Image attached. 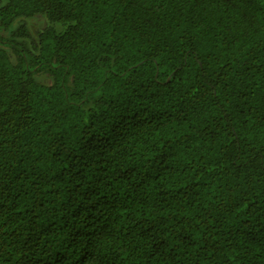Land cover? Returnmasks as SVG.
<instances>
[{
    "label": "trees",
    "instance_id": "obj_1",
    "mask_svg": "<svg viewBox=\"0 0 264 264\" xmlns=\"http://www.w3.org/2000/svg\"><path fill=\"white\" fill-rule=\"evenodd\" d=\"M0 264H264V0H0Z\"/></svg>",
    "mask_w": 264,
    "mask_h": 264
},
{
    "label": "rangeland",
    "instance_id": "obj_2",
    "mask_svg": "<svg viewBox=\"0 0 264 264\" xmlns=\"http://www.w3.org/2000/svg\"><path fill=\"white\" fill-rule=\"evenodd\" d=\"M45 25H42V26H40V27H38V28H36V29H41V28H43ZM34 27V26H33Z\"/></svg>",
    "mask_w": 264,
    "mask_h": 264
}]
</instances>
